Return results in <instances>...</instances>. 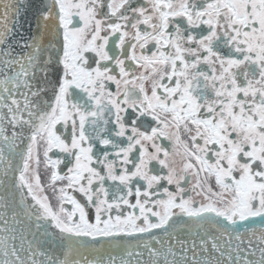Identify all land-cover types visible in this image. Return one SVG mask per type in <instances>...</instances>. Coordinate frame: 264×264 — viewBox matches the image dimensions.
Returning <instances> with one entry per match:
<instances>
[{"label": "snow or ice", "instance_id": "snow-or-ice-1", "mask_svg": "<svg viewBox=\"0 0 264 264\" xmlns=\"http://www.w3.org/2000/svg\"><path fill=\"white\" fill-rule=\"evenodd\" d=\"M0 264H264V0H0Z\"/></svg>", "mask_w": 264, "mask_h": 264}]
</instances>
